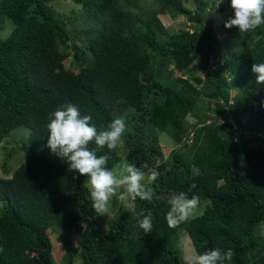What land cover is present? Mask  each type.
Instances as JSON below:
<instances>
[{
	"label": "trees",
	"instance_id": "1",
	"mask_svg": "<svg viewBox=\"0 0 264 264\" xmlns=\"http://www.w3.org/2000/svg\"><path fill=\"white\" fill-rule=\"evenodd\" d=\"M57 1L0 0V32L11 30L0 39V144L28 132L25 161L10 176L12 153L2 165L0 264H55L51 233L63 264H188L183 232L195 253L232 249L226 264H264V84L251 71L264 62V25L225 28L230 0H152L149 11H132L135 0H69L80 7L69 15ZM218 9L228 19L214 27L209 12ZM164 15L189 28L170 31ZM69 103L98 129L126 121L125 157L98 152L109 168L147 162L160 173L150 201L110 205L107 230L86 177L47 147L49 117ZM163 134L174 144L165 157ZM179 192L199 196L203 212L169 227L168 200ZM141 209L152 213L151 233L138 226Z\"/></svg>",
	"mask_w": 264,
	"mask_h": 264
},
{
	"label": "clouds",
	"instance_id": "2",
	"mask_svg": "<svg viewBox=\"0 0 264 264\" xmlns=\"http://www.w3.org/2000/svg\"><path fill=\"white\" fill-rule=\"evenodd\" d=\"M233 16L225 28L236 27L240 33L254 31L264 25V0H230ZM251 71L257 84H264V62L253 63ZM91 115L81 116L78 107L69 103L51 113L46 125L48 130L47 147L52 153L66 159L72 171L86 177L92 207L97 216H108L113 198L120 201H150L154 192L151 185L160 173L145 162L141 167L122 160L108 167L110 156L98 152L107 149L112 152L123 143L127 124L123 118L114 119L107 128L98 129ZM237 133L240 129L232 123ZM94 144L95 147H90ZM166 221L169 227H178L196 215L200 198H191L184 192L170 196ZM131 206V205H129ZM138 226L146 234L153 230L152 213L140 210L135 212ZM234 256L232 249L215 248L204 253H194L188 264H226Z\"/></svg>",
	"mask_w": 264,
	"mask_h": 264
},
{
	"label": "rangeland",
	"instance_id": "3",
	"mask_svg": "<svg viewBox=\"0 0 264 264\" xmlns=\"http://www.w3.org/2000/svg\"><path fill=\"white\" fill-rule=\"evenodd\" d=\"M135 3L137 4L136 7L135 6L130 7L132 11H139V10L149 11L151 8L155 6L152 0H135ZM51 5L54 7V9L57 12L65 14V15H69L71 13L77 12L78 9L80 8L79 6H76L75 4L70 2L69 0H58L55 3H51ZM209 13H210L209 20L213 22L214 27H218L221 23L225 22L228 19L227 13L219 9L214 12L212 11ZM159 18L161 22L163 23V25L166 28H168L170 31L182 30V29L184 30V29L189 28L188 22L185 20L184 17H181V16L171 17L169 15H164V16H159ZM70 24L77 27L78 20H74L73 22H70ZM10 31L11 30L8 26L4 27L3 30L0 32V39H5L8 36V34H10ZM217 35L219 37H222L223 34L222 32H218ZM69 62H70V58L64 61V66L68 68ZM195 75L199 76L203 74L200 71L199 73ZM184 77L188 78V74L187 73L184 74ZM216 105L217 104H215L214 102H209L207 104V107L213 108V107H216ZM189 121L193 122V120L191 119ZM27 134L28 132L25 129L18 128L12 132L11 138L8 140V142L0 144V178L3 176H6L2 172V165L6 159L7 154L12 153L13 155L12 159L8 161L9 170H11V172L9 173V176L11 175L14 169H16L22 162L25 161L26 155L20 151V147H21L20 141L22 140L23 137L27 136ZM160 141H161L162 154L165 157L171 152L172 148H174V144L168 138V136L164 134L160 135ZM117 150H118V154L120 155V157L124 158L125 152L123 150L122 144H120L117 147ZM85 181L86 179H84V183ZM85 187L88 189L87 185H85ZM117 199L118 201L116 203H113L111 201L113 211L117 210V208L121 205H124V206L131 205L130 201H120L118 197ZM202 212H203V206L200 205L194 217L200 216ZM108 216H101L103 220L101 222V228L104 230H107L106 221L108 219ZM48 235L50 237V240L53 246L52 256H53V260L55 264H63L62 260L64 257V249L57 242L56 234L51 233ZM260 235L264 240V226L261 228ZM180 243H181V251L183 253V259L185 263H188L189 257H191L195 253V251L191 245L189 238L186 236L184 232L180 236ZM72 245L73 246L76 245L74 239L72 241ZM75 264H77V262Z\"/></svg>",
	"mask_w": 264,
	"mask_h": 264
},
{
	"label": "bare ground",
	"instance_id": "4",
	"mask_svg": "<svg viewBox=\"0 0 264 264\" xmlns=\"http://www.w3.org/2000/svg\"><path fill=\"white\" fill-rule=\"evenodd\" d=\"M43 26V25H42Z\"/></svg>",
	"mask_w": 264,
	"mask_h": 264
}]
</instances>
